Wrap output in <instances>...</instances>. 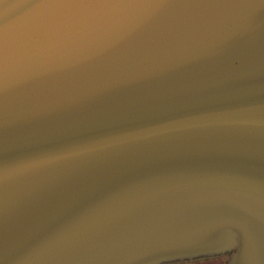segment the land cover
<instances>
[{
	"label": "water",
	"instance_id": "obj_1",
	"mask_svg": "<svg viewBox=\"0 0 264 264\" xmlns=\"http://www.w3.org/2000/svg\"><path fill=\"white\" fill-rule=\"evenodd\" d=\"M225 254L264 264V0H0V264Z\"/></svg>",
	"mask_w": 264,
	"mask_h": 264
},
{
	"label": "rangeland",
	"instance_id": "obj_2",
	"mask_svg": "<svg viewBox=\"0 0 264 264\" xmlns=\"http://www.w3.org/2000/svg\"><path fill=\"white\" fill-rule=\"evenodd\" d=\"M227 255H219L208 258H200L188 261H177V262H169L164 264H225V260Z\"/></svg>",
	"mask_w": 264,
	"mask_h": 264
},
{
	"label": "snow or ice",
	"instance_id": "obj_3",
	"mask_svg": "<svg viewBox=\"0 0 264 264\" xmlns=\"http://www.w3.org/2000/svg\"><path fill=\"white\" fill-rule=\"evenodd\" d=\"M195 254H196L195 249H189L187 251H182V252L177 253V255L180 257V258H177V260L188 259L192 255H195Z\"/></svg>",
	"mask_w": 264,
	"mask_h": 264
},
{
	"label": "flooded vegetation",
	"instance_id": "obj_4",
	"mask_svg": "<svg viewBox=\"0 0 264 264\" xmlns=\"http://www.w3.org/2000/svg\"><path fill=\"white\" fill-rule=\"evenodd\" d=\"M219 256V255H218ZM211 257H214V256H211ZM202 258H208V257H202ZM197 259H200V258H197ZM194 260V259H193ZM186 261H188V260H186ZM226 261V260H225Z\"/></svg>",
	"mask_w": 264,
	"mask_h": 264
},
{
	"label": "trees",
	"instance_id": "obj_5",
	"mask_svg": "<svg viewBox=\"0 0 264 264\" xmlns=\"http://www.w3.org/2000/svg\"><path fill=\"white\" fill-rule=\"evenodd\" d=\"M184 261H186V260H184ZM177 262V261H176Z\"/></svg>",
	"mask_w": 264,
	"mask_h": 264
}]
</instances>
